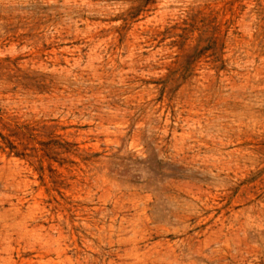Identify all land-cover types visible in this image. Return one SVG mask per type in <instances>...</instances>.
Here are the masks:
<instances>
[{"label": "rangeland", "instance_id": "rangeland-1", "mask_svg": "<svg viewBox=\"0 0 264 264\" xmlns=\"http://www.w3.org/2000/svg\"><path fill=\"white\" fill-rule=\"evenodd\" d=\"M0 264H264V0H0Z\"/></svg>", "mask_w": 264, "mask_h": 264}]
</instances>
